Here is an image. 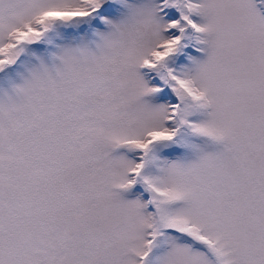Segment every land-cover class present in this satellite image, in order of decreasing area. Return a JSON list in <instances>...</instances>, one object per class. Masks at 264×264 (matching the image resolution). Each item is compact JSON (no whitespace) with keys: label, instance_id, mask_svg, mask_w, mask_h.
Here are the masks:
<instances>
[{"label":"snow or ice","instance_id":"obj_1","mask_svg":"<svg viewBox=\"0 0 264 264\" xmlns=\"http://www.w3.org/2000/svg\"><path fill=\"white\" fill-rule=\"evenodd\" d=\"M0 264H264V0H0Z\"/></svg>","mask_w":264,"mask_h":264}]
</instances>
